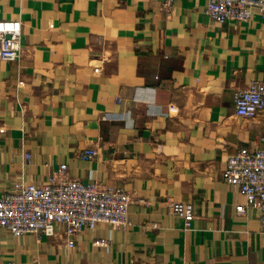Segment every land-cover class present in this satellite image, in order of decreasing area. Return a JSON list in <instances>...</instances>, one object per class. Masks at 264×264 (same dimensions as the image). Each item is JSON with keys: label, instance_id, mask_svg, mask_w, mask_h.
Returning <instances> with one entry per match:
<instances>
[{"label": "crops", "instance_id": "crops-1", "mask_svg": "<svg viewBox=\"0 0 264 264\" xmlns=\"http://www.w3.org/2000/svg\"><path fill=\"white\" fill-rule=\"evenodd\" d=\"M165 1L0 0L23 49L0 59V194L66 164L133 197L128 229L101 223L73 247L63 225L57 237L0 226V264H264L259 210L237 213L246 199L224 177L229 155L264 147V115L237 116L234 99L264 82V20ZM90 148L98 156L82 160ZM168 198L194 205L189 228Z\"/></svg>", "mask_w": 264, "mask_h": 264}, {"label": "built area", "instance_id": "built-area-1", "mask_svg": "<svg viewBox=\"0 0 264 264\" xmlns=\"http://www.w3.org/2000/svg\"><path fill=\"white\" fill-rule=\"evenodd\" d=\"M173 3L174 0H166L165 7L170 8ZM204 11L221 23H242L255 15L264 20V0H208ZM21 37V20L0 19V59L13 61L22 57ZM234 99L237 116L264 115V82L253 80L246 89L237 90ZM97 156L96 148L80 154L85 161ZM224 177L227 183L238 187L246 199L245 204L237 205V213L244 214L251 205L257 207L264 233V147L229 155ZM132 201V195L123 187L69 177L68 166L63 164L56 175L41 185L21 180L0 194V226L15 237L25 234L57 237L60 232L56 226L63 225L66 246L73 247L81 231L94 230L101 223L111 225L112 229H128ZM166 205L172 215L184 220L187 228L191 226L195 218L192 203L168 198ZM98 244L107 247L109 242L100 240Z\"/></svg>", "mask_w": 264, "mask_h": 264}]
</instances>
